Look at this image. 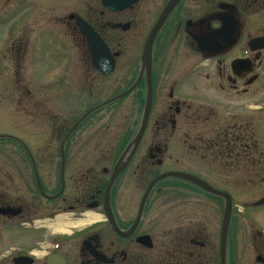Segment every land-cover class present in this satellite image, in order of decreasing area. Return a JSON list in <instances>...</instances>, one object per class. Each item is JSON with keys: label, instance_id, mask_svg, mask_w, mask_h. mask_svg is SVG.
<instances>
[{"label": "flooded vegetation", "instance_id": "1", "mask_svg": "<svg viewBox=\"0 0 264 264\" xmlns=\"http://www.w3.org/2000/svg\"><path fill=\"white\" fill-rule=\"evenodd\" d=\"M152 32L149 74L143 56ZM9 77L5 100L17 103L26 127L7 140L29 159L31 178H18L34 180L37 193H22L5 164L0 264H264V226L254 214L264 194L248 202V185L264 184V175L248 178L264 172V147L253 141L260 132L248 120V109H264V0H0L3 92ZM111 77L122 86L104 98ZM149 84L148 124L134 148ZM130 95L135 127L108 135ZM168 172L230 197L224 248L226 197L168 177L145 199ZM38 177L55 198L41 193ZM61 216L76 225L53 233L36 257L44 249L37 219ZM241 237L251 258L239 262Z\"/></svg>", "mask_w": 264, "mask_h": 264}, {"label": "rangeland", "instance_id": "2", "mask_svg": "<svg viewBox=\"0 0 264 264\" xmlns=\"http://www.w3.org/2000/svg\"><path fill=\"white\" fill-rule=\"evenodd\" d=\"M14 76V75H13ZM11 77V75H10ZM8 78V82H6L7 86H9L10 89H5V91L3 92L2 90H0V136H20L21 137V129L23 127H26V125L23 123V127L21 126L22 120L19 118L22 113L19 111H16V107H17V103L16 102H11L6 101L9 98V95H7L8 92H6L7 90L10 91L12 90L11 87V81L12 78ZM113 77H111L109 79V81H111L110 83V87L108 90V93H106V96H104V98L107 97H111V95L113 93H116L118 91H120V86L119 85H115V83L113 84L114 79H112ZM8 83H10L8 85ZM4 85V84H3ZM116 87H119L116 89ZM4 90V89H3ZM36 91V90H35ZM41 92L46 93L47 91H52V90H39ZM14 92V91H13ZM21 93L22 91H17V93ZM52 93V92H51ZM52 95V94H51ZM53 97V96H51ZM262 98H264V96H261ZM133 95H130L128 98L122 100L119 103V107L120 109H122V113L118 116V118L115 120V122L113 123L114 126L112 127V130L108 131V135L113 132V130L115 132H117L118 130H126L128 126H130L131 129H133L135 127V124L133 122L135 115H133V111L135 109V106L133 105ZM260 98V97H259ZM6 99V100H5ZM257 99V98H256ZM248 102H250V99L248 98ZM256 102V101H254ZM264 102V100H263ZM262 101H260V103L263 104ZM19 104V103H18ZM87 103L85 101H83V103H81V105L78 106V108H82L86 105ZM251 105L254 106H258L260 104H256V103H251ZM116 107V106H114ZM24 116V115H23ZM117 116V114H116ZM250 117L254 120V122H250V126L253 127V129L255 130H259L258 132H260V136L258 138L254 137L253 141H256V144L264 147V109H259V108H250L248 109V120H250ZM20 120V123H18L16 126L13 125V122L15 120ZM142 119V118H141ZM249 122V121H248ZM141 123V121H140ZM32 126H35L36 128L40 125L38 123H32ZM35 128V129H36ZM24 130V128H23ZM135 130V129H134ZM106 134V135H107ZM111 144V142H110ZM13 152V153H11ZM36 156V155H35ZM5 164H10L11 166L14 167V172L16 173V178L17 181L21 184V192L22 193H29V194H36L37 192L35 191V183L34 180L32 179H25L24 181H22L21 179L18 178V175H22L23 178H31V169L29 167V159L27 158L26 154L18 152L16 150V148H14V144L11 143L10 141L7 140V138H0V180H1V187H0V191H3V188L5 187V182H6V170L4 169L6 167ZM264 165V164H263ZM48 170H52L51 168H48ZM48 170H46L48 172ZM13 172V173H14ZM15 175V174H14ZM264 172H262L260 175H257L255 172L251 171V173L248 174V178H252L254 181L258 180L259 177L263 176ZM16 181V182H17ZM20 184L16 183V186L19 187ZM28 184V185H26ZM256 186H251L248 185V202L257 199L258 197H260L261 195L264 194V184L261 183L260 180H258L256 182ZM50 188H52V186L50 185ZM239 206H242V202L238 201ZM159 210H167V207H160ZM254 214H258V217H260L262 219V221H260L263 226H264V208H262L261 211H258V213L254 212ZM68 216V215H67ZM67 216H62L61 221L63 223L62 226L68 225L71 219L67 218ZM85 218V217H83ZM58 219V217H57ZM57 219L55 221H57ZM84 222V221H83ZM58 223V221H57ZM55 222V224L53 222L50 221V218L47 217H42L37 219V224L38 225H42L41 230H40V235H39V240L40 242H42L44 244V249L38 248L35 249L31 246V242H34L36 240V238L31 239L29 238V242L30 245L28 247V251L31 252H35L34 249L36 251H38L36 257L41 258L44 253H42L43 251H45L46 247L48 246V238L52 236L53 233H57V227L59 226ZM61 227V226H60ZM63 229H65V227H62ZM7 250L2 248L0 249V256H2L3 253H5ZM48 251V249H47ZM251 258V254L249 252L248 249V243L247 241H245L244 237H241V239L238 240V245H237V258L239 262L245 261Z\"/></svg>", "mask_w": 264, "mask_h": 264}, {"label": "water", "instance_id": "3", "mask_svg": "<svg viewBox=\"0 0 264 264\" xmlns=\"http://www.w3.org/2000/svg\"><path fill=\"white\" fill-rule=\"evenodd\" d=\"M163 21V18L162 20L160 21V23ZM154 38H155V32H152V34L150 35L147 43H146V46H145V49H144V56H143V60H144V68L147 67L148 68V72L149 74L151 73V52H152V45H153V42H154ZM114 60L113 59H110V62L108 64V67L107 68V71L106 72H111L113 69H114ZM149 83H150V77H149ZM149 92H148V98H147V103H146V108H145V115H144V119H143V122H142V125H141V128H140V131L137 135V137L135 138V140L133 141V143L131 144V146H134L137 147L138 144L140 143L143 135H144V132L146 130V127H147V124H148V119H149V114H150V109H151V105H152V88H151V84H149ZM133 88H131L130 90L108 100L104 105L106 104H110L116 100H119L125 96H127L131 91H132ZM8 136H0V138H6ZM62 165L64 166V154H62ZM123 160V159H122ZM121 160V162H122ZM118 163L117 167H116V170H115V173H114V176H113V180H112V183L113 181L115 180L117 174L119 173L120 171V166H122V163ZM168 177H178V178H183V179H188L190 181H193L194 183H196L197 185L199 186H202L206 189H208L209 191H212L213 193H218V194H221L222 196L226 197L228 199V205H227V210H226V216H225V222H224V227H223V234H222V246L224 248L225 246V242H226V236H227V229H228V221H229V216H230V212H231V206H232V202H231V199L230 197L225 194V193H222V192H218L216 191L214 188H212L211 186H209L206 182L202 181L201 179L197 178V177H194V176H191V175H188V174H184V173H181V172H168V173H165L163 175H160L158 176L153 182L152 184L150 185L147 193H146V196H145V199L147 197V195L150 193V191L152 190V188L155 186V184L165 178H168ZM37 182H38V187L41 191L42 194H44L47 198H50V199H53L55 197H52V196H48L45 191H44V188H43V185L39 179V177L37 178ZM111 183V185H112ZM111 185L109 187V190L111 188ZM259 204H264V198L259 202ZM9 209L7 210H2L0 209L1 212H3L4 214H6ZM52 259H56L55 257H50V262ZM59 259V258H58ZM15 263L16 264H32L33 263V259L30 258V257H18L16 258L15 260Z\"/></svg>", "mask_w": 264, "mask_h": 264}, {"label": "bare ground", "instance_id": "4", "mask_svg": "<svg viewBox=\"0 0 264 264\" xmlns=\"http://www.w3.org/2000/svg\"><path fill=\"white\" fill-rule=\"evenodd\" d=\"M62 217V216H61ZM61 217H58V219H57V221H58V227L56 228L57 230L56 231H64L65 229H63L62 227V225H63V223H62V221H61ZM91 218V217H90ZM80 223L82 222V221H79ZM68 225H76L75 223H73V222H70ZM68 225H66V226H68ZM61 226V227H60Z\"/></svg>", "mask_w": 264, "mask_h": 264}]
</instances>
